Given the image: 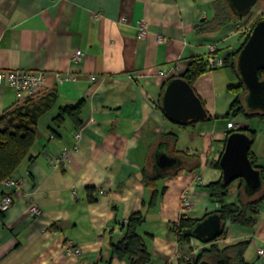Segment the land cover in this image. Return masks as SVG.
<instances>
[{
    "label": "crops",
    "instance_id": "0c3cea01",
    "mask_svg": "<svg viewBox=\"0 0 264 264\" xmlns=\"http://www.w3.org/2000/svg\"><path fill=\"white\" fill-rule=\"evenodd\" d=\"M214 1L0 0V70L45 73L31 97L0 83V115L28 99L48 97L50 103L38 118L28 156L10 175L16 186L0 182V201L6 193L13 199L0 218V264H128L112 254L110 243L120 239L122 225L136 212L145 216L137 233L149 264H178L175 254L188 252L192 238L177 243L168 225L181 216L200 220L217 210L205 186L221 178L213 163L223 151L226 126H245L225 118L234 97L228 86L238 81L226 65L195 80L193 88L211 116L205 121L173 124L156 101L163 82L182 76L193 58L206 59L208 43H216L223 56L242 44L246 34L233 23L199 33L202 21L213 15ZM255 12L257 18L264 13V2ZM248 15L242 25L257 19ZM141 21L144 36L138 35ZM76 50L83 53L77 63L71 60ZM55 73L71 79L57 80ZM79 101V124L54 119L63 106ZM167 133L175 141L163 137ZM160 145L172 155L176 150L195 156L200 164L194 170L190 162L189 170H166L168 175L155 182L160 192L156 204L149 207L150 190L141 172L155 170L152 157ZM63 149L67 161L53 165ZM252 152L264 167L262 154ZM237 187V180L229 186L227 202L236 200ZM183 193L191 202L186 212ZM262 204L253 228L226 223L216 242L247 240L249 264H264L257 253L264 247ZM30 205L41 214L30 215ZM68 241L79 247V255L66 254Z\"/></svg>",
    "mask_w": 264,
    "mask_h": 264
},
{
    "label": "trees",
    "instance_id": "16d2710c",
    "mask_svg": "<svg viewBox=\"0 0 264 264\" xmlns=\"http://www.w3.org/2000/svg\"><path fill=\"white\" fill-rule=\"evenodd\" d=\"M213 15L208 20H203L199 27V33H212L226 24H236L243 18L237 17L231 11L227 0H216L212 4ZM264 20V13L253 23ZM251 30V29H250ZM245 36L242 44L234 51L230 52L229 62L225 65L228 66L237 79L236 85L228 86V91L232 92L234 97L231 100L225 118H233L241 116L245 119L258 118L264 120V113L258 111H250L246 108L244 103V96L246 89L240 81L239 74L236 70V57L243 44L248 39ZM224 65V66H225ZM206 59L202 57L193 58L182 78L191 86L195 80L204 72L211 70ZM259 77L264 75V71H259ZM168 80L162 83L159 97L156 101L157 108L161 111V95L164 86ZM202 102V101H201ZM203 104V102H202ZM49 98L45 97L39 100L28 99L21 105L15 106L12 110L0 115V182L8 178L12 172L20 165V163L28 156V152L34 142L35 126L39 116L49 108ZM82 101L73 105L63 106L59 113L55 116L57 122L62 121L64 118H70L75 123L78 122V115L81 109ZM163 114V113H162ZM211 116L208 114L207 120ZM197 121H189L186 124H192ZM239 130H246V134L250 137L251 143L255 131L250 130L246 126H241ZM232 131H227V135ZM226 135V137H227ZM163 137L175 141V136L167 133ZM226 139V138H225ZM174 156L180 158L183 163L175 170L186 169L189 170L187 164L194 163L193 168H199V159L195 156H186L179 151H173ZM248 158L253 167L258 168L261 173L262 187L257 193L248 195L243 189V182L237 179V196L234 202H227L228 188L234 182L225 184L222 179L211 182L205 186L209 191L210 199L216 203L217 212L224 223H231L245 228H253L257 223L260 206L264 200V167L256 164L257 158L254 153L249 149ZM213 167L220 169L219 160L213 163ZM174 170V171H175ZM165 171H155L144 168L141 172V181L144 187L150 190V197L147 206L153 207L156 204L157 198L160 194L155 186L158 179L166 177ZM236 181V180H235ZM4 212L0 211V218H3ZM145 221V216L142 212L133 213L126 222L122 225L123 233L117 242L110 243L112 254L120 259H125L128 264H149L150 256L146 250V246L137 233V228ZM199 220L189 219L181 216L177 222H173L168 226L175 233L177 243L188 242L192 237L188 234L189 229ZM225 230V228H224ZM224 232V231H223ZM223 234V233H222ZM215 241V240H214ZM212 241L207 247L201 249L193 258L192 262L185 264H198L201 260H206L210 264H249L244 258V253L248 247V241L243 240L229 245L220 246V244Z\"/></svg>",
    "mask_w": 264,
    "mask_h": 264
},
{
    "label": "water",
    "instance_id": "95a60500",
    "mask_svg": "<svg viewBox=\"0 0 264 264\" xmlns=\"http://www.w3.org/2000/svg\"><path fill=\"white\" fill-rule=\"evenodd\" d=\"M259 0H227L228 5L237 17H246L251 8ZM236 70L240 81L246 89L244 103L248 110L264 113V75L260 78L259 71H264V20L257 21L249 32L236 57ZM161 112L173 124L182 125L189 121H205L208 112L200 97L182 76L168 79L161 95ZM246 130L230 132L224 143L219 158L221 179L229 184L237 179L243 182L246 194L257 193L262 187L261 173L252 166L248 151L251 139ZM155 171L176 169L183 161L168 153L164 147L158 146L153 154ZM225 228V223L217 212L209 213L197 221L188 234L202 243L218 239ZM198 264H210L201 260Z\"/></svg>",
    "mask_w": 264,
    "mask_h": 264
},
{
    "label": "built area",
    "instance_id": "2783aa9c",
    "mask_svg": "<svg viewBox=\"0 0 264 264\" xmlns=\"http://www.w3.org/2000/svg\"><path fill=\"white\" fill-rule=\"evenodd\" d=\"M125 21V20H124ZM123 21V22H124ZM235 28L240 33L247 34L248 26L242 25L240 22L235 24ZM138 35L144 36L147 32L145 22L141 21L138 24ZM207 56L206 61L211 68L222 67L225 65V57L223 55H219L217 44L216 43H208L206 45ZM83 57V53L80 50H76L73 52L71 60L75 63L80 62ZM160 76H163L164 73L159 71ZM55 78L57 80L69 81L71 77L69 75H63L61 73H55ZM45 79V73L43 71H26V70H0V83H6L10 87H12L16 92H25L28 96H32L34 92L43 85ZM241 125L229 123L226 126L227 131H237L239 130ZM74 136L79 137V132L76 131ZM68 159V151L63 149L60 155L57 158H54L52 161L53 165L63 164ZM6 188H12L16 186V180L12 177H8L1 182ZM75 195L74 192L71 194ZM182 211L186 212L191 205V202L186 193L181 194L180 197ZM13 203L12 194L6 193L2 197L0 201V211H6ZM28 213L32 216H38L41 214L40 208L35 205H30L28 207ZM219 239V238H218ZM216 239L214 242H217ZM209 243H202L199 240L192 238L191 243L189 245V250L186 253L175 254V259L178 261V264H185L192 262L195 255L203 248L207 247ZM65 251L67 255H79L80 249L77 245L68 241L65 243ZM257 253L260 256H264V247H260L257 249Z\"/></svg>",
    "mask_w": 264,
    "mask_h": 264
},
{
    "label": "rangeland",
    "instance_id": "374dc122",
    "mask_svg": "<svg viewBox=\"0 0 264 264\" xmlns=\"http://www.w3.org/2000/svg\"><path fill=\"white\" fill-rule=\"evenodd\" d=\"M263 2H264V0H259L252 7V9H251V11H250V13L248 15V18L251 19V21L252 20H255V18H257V17H255L256 16V12L255 11L258 8V6L260 5V3H263ZM243 20H244V18L241 21H243ZM253 23L248 26V32H247L246 35L249 34L250 29L252 28ZM228 54L229 53H224V57L226 59V62H229L230 61V59L228 57ZM231 119L234 122H237V121H241L242 120L243 122H245L244 124H245L246 127H248L250 130L255 131L254 136H253V141H252L251 146H250V150L251 151H258L260 154H262L261 157H264L263 156L264 155V122L261 121V120H259L258 118L245 119V118H243L241 116L233 117ZM260 161L263 162L264 161V158H261ZM237 183H239V182L237 181ZM237 192H238V190H237ZM262 205L263 204H261L260 207H262V209H263V206Z\"/></svg>",
    "mask_w": 264,
    "mask_h": 264
},
{
    "label": "flooded vegetation",
    "instance_id": "af4514ba",
    "mask_svg": "<svg viewBox=\"0 0 264 264\" xmlns=\"http://www.w3.org/2000/svg\"><path fill=\"white\" fill-rule=\"evenodd\" d=\"M230 56V53L228 54V57Z\"/></svg>",
    "mask_w": 264,
    "mask_h": 264
}]
</instances>
